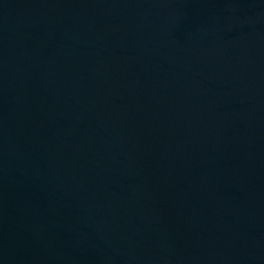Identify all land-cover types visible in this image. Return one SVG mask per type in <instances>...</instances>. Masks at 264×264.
I'll use <instances>...</instances> for the list:
<instances>
[{
	"label": "water",
	"instance_id": "1",
	"mask_svg": "<svg viewBox=\"0 0 264 264\" xmlns=\"http://www.w3.org/2000/svg\"><path fill=\"white\" fill-rule=\"evenodd\" d=\"M0 264H264V0L151 137Z\"/></svg>",
	"mask_w": 264,
	"mask_h": 264
}]
</instances>
